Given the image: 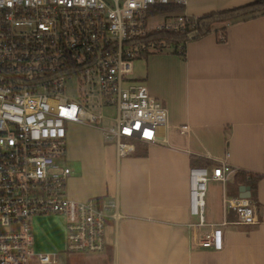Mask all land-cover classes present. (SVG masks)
I'll return each mask as SVG.
<instances>
[{
  "label": "built area",
  "instance_id": "1",
  "mask_svg": "<svg viewBox=\"0 0 264 264\" xmlns=\"http://www.w3.org/2000/svg\"><path fill=\"white\" fill-rule=\"evenodd\" d=\"M188 0H0V264H54L56 253L33 250L32 219L59 214L65 220L64 251L100 252L107 218L118 220L116 197L72 199L66 156V125L100 128L119 156L135 142H154L166 123V107L144 80L132 77L133 63L162 48L151 31L183 29L188 15L149 26L154 5H186ZM157 16V15H156ZM163 16V15H161ZM97 89L96 105L114 107L113 123L94 111L88 97L67 94V81ZM86 94V91H84ZM186 131L188 125H180ZM125 139V140H124ZM235 169L226 161L188 170V209L205 223L208 181L225 182ZM237 223H258L250 197H222ZM224 216L197 238L223 247Z\"/></svg>",
  "mask_w": 264,
  "mask_h": 264
},
{
  "label": "crops",
  "instance_id": "2",
  "mask_svg": "<svg viewBox=\"0 0 264 264\" xmlns=\"http://www.w3.org/2000/svg\"><path fill=\"white\" fill-rule=\"evenodd\" d=\"M250 1L188 0L182 13L197 16ZM185 49L184 57L163 50L133 63L132 77L144 80L166 107L154 142L137 141L135 151L119 156L100 128L66 125L68 196L118 200L120 217L107 218L104 249L65 252L64 217L50 214L32 219L35 252L56 253L54 264L59 255L61 264H264V175L257 183L258 223H237L235 210L224 215L222 205L223 195L239 196L243 183L236 172L264 173V14L230 21L224 41L210 32L188 40ZM110 111L104 126L113 123L116 111ZM191 155L235 169L224 183L208 181L212 189L220 185L222 194L216 204L206 199L203 225L188 209ZM49 216L63 221L64 242L57 250L35 243L34 221ZM224 216L229 223L222 226V249L198 245L202 232Z\"/></svg>",
  "mask_w": 264,
  "mask_h": 264
},
{
  "label": "trees",
  "instance_id": "3",
  "mask_svg": "<svg viewBox=\"0 0 264 264\" xmlns=\"http://www.w3.org/2000/svg\"><path fill=\"white\" fill-rule=\"evenodd\" d=\"M184 9V5L179 4H162L154 5L150 10V16L163 15L165 18H175ZM264 14V0H252L250 2L236 5L230 8L213 10L205 12L197 16H187L184 20V27L178 31L162 30L151 31L149 36L157 43L164 46L155 52L163 50L176 53L182 57L185 56V44L190 39H197L210 32H215L219 41H224L226 37L227 24L237 18H246ZM154 52V53H155ZM142 143V142H138ZM146 148L142 153H146ZM191 165L197 166H213L214 163L210 160L203 159L195 155L190 157ZM216 165V164H215ZM239 181L245 185H249L251 191V200L257 201V183L264 175L260 173L236 172ZM234 210V209H233Z\"/></svg>",
  "mask_w": 264,
  "mask_h": 264
},
{
  "label": "rangeland",
  "instance_id": "4",
  "mask_svg": "<svg viewBox=\"0 0 264 264\" xmlns=\"http://www.w3.org/2000/svg\"><path fill=\"white\" fill-rule=\"evenodd\" d=\"M163 18L164 16H160V15L151 17L148 22L149 26L150 27L154 26L157 22H160ZM67 86H68L67 94L69 96L84 100L87 95L89 104H94V106H90L92 110L100 111L105 114H109L111 112L110 110L112 109L113 111L115 110L114 108H106V107L100 108L96 106L100 102V99L97 97L96 88H93V96H91L89 94L90 88L85 86V84L80 85L79 82H76L74 80L71 81L68 80ZM84 91H86V94L84 93ZM213 188L214 189H212L208 185L206 199H208L210 203L212 202L213 204H216L218 203V200L221 198L222 189L220 185H218V187L214 186ZM226 195L228 196V194ZM34 222H35L34 235H35V243L37 247L39 248L48 247L50 249L57 250L58 248H61L63 246L64 231H63V221L61 218L55 216H49ZM61 257L62 255H59V264H61L60 262H62Z\"/></svg>",
  "mask_w": 264,
  "mask_h": 264
},
{
  "label": "water",
  "instance_id": "5",
  "mask_svg": "<svg viewBox=\"0 0 264 264\" xmlns=\"http://www.w3.org/2000/svg\"><path fill=\"white\" fill-rule=\"evenodd\" d=\"M240 197H250L251 191L249 185L241 184L238 187Z\"/></svg>",
  "mask_w": 264,
  "mask_h": 264
}]
</instances>
